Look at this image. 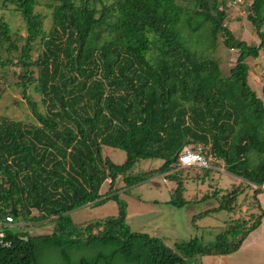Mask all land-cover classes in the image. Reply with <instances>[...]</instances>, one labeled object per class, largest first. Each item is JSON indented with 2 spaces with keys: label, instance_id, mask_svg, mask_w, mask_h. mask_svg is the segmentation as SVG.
<instances>
[{
  "label": "trees",
  "instance_id": "trees-1",
  "mask_svg": "<svg viewBox=\"0 0 264 264\" xmlns=\"http://www.w3.org/2000/svg\"><path fill=\"white\" fill-rule=\"evenodd\" d=\"M55 1L49 32L36 0H3L0 6L14 5L27 33L14 32L0 17V67L19 71L17 86L38 122L0 118V264H43L48 251L57 255L55 264H187L237 252L260 226L262 209L250 223L232 221L215 243L192 238L172 249L131 230L115 185L120 177L127 188L147 182L153 173L132 170L141 160H161L156 172L178 185L167 204L183 208L188 202L175 169L182 150L193 146L256 186L255 197L263 192L264 101L249 85L247 60L264 53V0L245 4L259 45L238 40L225 25L220 4L229 0H191V10L178 0ZM183 28L203 30L212 49L222 35L224 46L238 51L228 77L219 60L188 46ZM30 87L42 96L45 113ZM105 147L124 151L125 162L105 157ZM105 184L109 190L102 194ZM239 194L236 188L224 199L233 202ZM109 201L118 204L117 216L85 224L70 216ZM47 220L55 224L49 235L9 227Z\"/></svg>",
  "mask_w": 264,
  "mask_h": 264
},
{
  "label": "rangeland",
  "instance_id": "rangeland-1",
  "mask_svg": "<svg viewBox=\"0 0 264 264\" xmlns=\"http://www.w3.org/2000/svg\"><path fill=\"white\" fill-rule=\"evenodd\" d=\"M222 0H220L221 2ZM35 11L42 16L44 30L49 32L53 26V4L55 0H36ZM109 2H112L111 0ZM108 3V2H107ZM187 9H194L191 0H178ZM3 0H0L2 6ZM220 7L227 15L225 25L233 32L238 40H243L250 45H259L260 39L252 23L248 20L249 7L229 6V3L220 4ZM0 10V17L9 23L14 32L26 36L25 23L20 14L12 4H6ZM196 24L197 22L194 21ZM182 28V26L180 27ZM205 29V28H204ZM203 30L191 33L183 28L182 35L192 50H197L203 57L213 56L221 63V70L224 77L230 75V70L235 66L238 51L229 50L223 44V37H218V45L215 49L209 47L207 36ZM40 52L39 46L32 53L34 60ZM250 66L249 85L257 96L264 101V53L258 59L247 60ZM15 68L2 69L0 67V118L8 121L22 122L28 125H38L31 109L24 100L22 91L17 86L18 78ZM29 93L38 103L39 109L45 113L42 103V96L35 87H30ZM105 157H109L115 164L121 165L126 160L124 151L105 147ZM251 161L257 162L255 155H251ZM161 160H141L132 170L134 174L153 173L152 177L145 183L127 188L124 179L120 177L115 189H122L119 192L120 198L125 201L129 208H134V216L127 220V224L133 232L148 233L161 239L167 247L174 249V243L187 242L192 238H198L204 244H211L217 241L218 236L230 225L232 221H248L252 215L259 216L261 213L251 214L254 208H259L256 203L254 191L256 186L249 184L241 178L226 173L224 163H214L210 172L206 169L178 168L177 176L184 184L183 198L188 202L183 208H176L168 205L175 196L178 187L177 181H170L168 177L156 171L161 167ZM166 178L167 182H164ZM264 187V186H263ZM238 188L240 194L235 201L225 198L230 192ZM109 190L105 184L102 191ZM143 202L144 208H138V203ZM228 209H219L222 204ZM134 206V207H133ZM119 207L116 202L107 203L104 207L86 206L70 213L75 224H85L91 221H99L117 215ZM37 216L38 213L34 212ZM254 220V219H253ZM14 231L27 232L31 236L49 235L53 232L55 224L53 220L34 223L20 222L9 225ZM178 255L181 253L175 251ZM206 257H196L187 264H206ZM58 262L56 258L55 263ZM54 263V264H55Z\"/></svg>",
  "mask_w": 264,
  "mask_h": 264
},
{
  "label": "crops",
  "instance_id": "crops-1",
  "mask_svg": "<svg viewBox=\"0 0 264 264\" xmlns=\"http://www.w3.org/2000/svg\"><path fill=\"white\" fill-rule=\"evenodd\" d=\"M261 190L263 192L257 195V197H255L254 200L256 201V203H258L259 208H254L255 211L252 210L251 214L259 213L260 209L264 211V187L261 188ZM101 192L102 194H104L103 191ZM111 202L114 201H109L107 203H111ZM106 204L100 206V208L104 207ZM144 205L145 204H143V202H139L138 208H144ZM88 206H92V205H88ZM133 209L134 208L130 209L129 206H127V212H128L127 220L134 216ZM206 264H264V217L262 218V222L260 226L247 236V238L242 243L240 249L237 252L224 256L221 255L208 256L206 257Z\"/></svg>",
  "mask_w": 264,
  "mask_h": 264
},
{
  "label": "built area",
  "instance_id": "built-area-1",
  "mask_svg": "<svg viewBox=\"0 0 264 264\" xmlns=\"http://www.w3.org/2000/svg\"><path fill=\"white\" fill-rule=\"evenodd\" d=\"M246 4V0H229V6L240 7ZM264 31V27H263ZM213 163H219L211 155H207L202 147L195 149L193 146H186L179 156L178 168H196V169H211ZM178 170V169H175ZM164 182H167L164 178ZM7 222L12 223L10 217L6 218Z\"/></svg>",
  "mask_w": 264,
  "mask_h": 264
},
{
  "label": "flooded vegetation",
  "instance_id": "flooded-vegetation-1",
  "mask_svg": "<svg viewBox=\"0 0 264 264\" xmlns=\"http://www.w3.org/2000/svg\"><path fill=\"white\" fill-rule=\"evenodd\" d=\"M3 243V241H1ZM57 255L53 251H48L45 253V255L42 257V263L43 264H54L56 261Z\"/></svg>",
  "mask_w": 264,
  "mask_h": 264
},
{
  "label": "water",
  "instance_id": "water-1",
  "mask_svg": "<svg viewBox=\"0 0 264 264\" xmlns=\"http://www.w3.org/2000/svg\"><path fill=\"white\" fill-rule=\"evenodd\" d=\"M14 214L16 215V212H15V210H14ZM25 240H27V239H25Z\"/></svg>",
  "mask_w": 264,
  "mask_h": 264
}]
</instances>
